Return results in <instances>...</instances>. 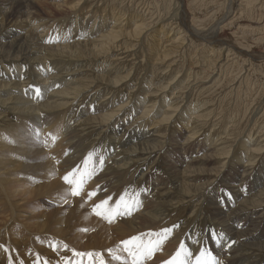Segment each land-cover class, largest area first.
Wrapping results in <instances>:
<instances>
[{"label":"bare ground","instance_id":"6f19581e","mask_svg":"<svg viewBox=\"0 0 264 264\" xmlns=\"http://www.w3.org/2000/svg\"><path fill=\"white\" fill-rule=\"evenodd\" d=\"M90 1L78 0L74 7L68 8L71 12L64 19L72 16L73 20L69 22L68 29L54 31L55 37L51 42L69 40L70 36L65 34L70 30L74 33L72 38L80 36L78 39L85 40H74L73 44H59L46 50L33 44L30 30L43 29L42 36L37 38L44 42L46 35H50L46 25L53 22L49 26L52 28L56 21L39 17L33 22L29 15H21L24 16L21 22L27 23L30 29L20 37L23 39L20 45L17 44L20 38L8 41L16 31L11 27L4 29L0 18V153L10 152L14 159L0 169V245L8 250L0 249V264H9V258H12V264H65V258L78 259L73 257V250L102 253L106 264H118L117 260L109 257L108 250L119 253V242L131 237L160 238L158 234L162 235L164 229H171L157 249L159 253L156 252L152 259L150 257L147 263L161 264L175 254L174 250L195 222L211 223L222 236H227L219 253L224 264H264V81H260L261 78L258 82L263 89L261 94L241 88V84L245 83L242 73L246 77L255 75L256 79L264 77V0H239L234 11L231 9L235 8L236 0H206L205 5L203 0L204 9L209 11L203 12V19H193L192 22L186 20L189 14L185 9V0H169L175 15L181 12V21L192 37L200 39L203 44H214L212 51L222 58L221 64L215 60L205 64L206 71L211 70L206 76L217 74L222 76L223 81L228 80L235 85L231 94L237 102L232 110L229 108L233 119L239 122L238 118L245 108L255 118L251 125V129H256L255 135L248 130L251 132L246 138L242 137L244 141H240L237 155L230 154L228 146L225 147L226 141L219 139L220 135L217 141L195 142L199 129L196 123L200 118L204 121L202 116L207 114L206 103L199 102L197 98L194 105L180 108L178 102L182 98L179 96L183 93H179L186 88H171L179 76L169 75L163 79L165 84L150 83L141 92L133 84L136 81L131 80L130 73L120 69L121 62L130 56L129 52L133 49L127 48L126 53L121 51L117 56L109 53L114 41L117 46L118 39L124 35L135 39L137 36L132 34L138 35L141 26L148 27L149 21L140 25L141 21H136L135 26L128 21V27L134 29L125 32V11L121 13L114 7L110 9L108 18L89 17L87 14H94L96 6H91ZM6 2L11 13L26 12V0H0V5ZM157 4L150 5L163 10L160 2ZM219 7L220 10L223 8L222 11L231 12L215 22L209 14ZM229 16H233L230 21L227 19ZM244 22L247 27L242 25ZM191 24L211 27L203 33L193 29ZM41 40L37 42L42 43ZM53 48L57 51H50ZM206 71L203 69L204 76ZM245 86L248 87V84ZM36 89H39V94ZM6 93H9V98L2 100V94ZM198 94L200 96V91ZM178 120L184 128L181 136L184 141L175 151L170 141ZM244 130L242 128V133ZM6 141L12 144L8 145ZM100 143L108 145L106 152L96 146ZM194 144H199L201 150L210 154L199 156L198 151L192 153L189 147ZM175 153H179L177 157L181 160L175 159ZM39 157L40 161H37ZM208 157L210 161H206ZM258 158L261 164L255 167L256 161L253 160ZM28 159H36L37 162L30 169L42 182L38 185L43 188L39 193L33 194L27 191V187L23 191L11 187L10 184L18 185L21 181L19 177L5 178L6 174L22 168ZM212 163H219L216 170L204 167ZM260 167L262 169L258 170ZM69 172H73L74 176L88 173L83 177V190L78 196L71 194V186L63 180ZM240 175L243 178L239 179ZM222 183L225 184L221 186ZM139 187L146 191L137 189ZM219 188L226 195L231 191L234 204L215 201L220 196ZM89 193L94 195L89 196ZM131 196L138 197V204H134L133 208L135 212L124 210L122 218L115 221L109 222L102 216L91 217L87 211L102 201L111 199L106 205L109 208L116 198ZM33 197L57 200L63 207V216L55 213L57 219L54 220L53 213L41 210L38 222L34 226L28 225L24 221L27 217L24 209L26 205H32L28 204V199ZM178 222L182 224L176 229ZM232 240H235L233 246L226 245ZM188 243L195 255L199 251L194 249L198 239L192 238Z\"/></svg>","mask_w":264,"mask_h":264},{"label":"rangeland","instance_id":"374dc122","mask_svg":"<svg viewBox=\"0 0 264 264\" xmlns=\"http://www.w3.org/2000/svg\"><path fill=\"white\" fill-rule=\"evenodd\" d=\"M77 1L78 0H26V4H25L27 6L26 12L17 11V12H14V13L10 12L8 2L1 4L0 5V18H2L1 19V24H2L3 28L8 30L11 27L12 29H14L16 31L14 33V36L10 37L8 39V41L10 39L20 38L21 36L24 35V33L26 31H28L30 29V26L28 27L27 23L21 22V19L26 14L29 15L32 18L33 22H35V20L40 17V18H49L52 21H56L58 25H61L63 23L64 17L66 15L70 14V12H71V10H68V8L74 7V5H76ZM238 1L239 0L235 1V8H232L231 11H234L235 9H237L236 7L238 6ZM157 2H160V5L163 6V10H164V7H165V10H164L165 13H164V11L162 10L161 7H160V9L157 8L158 9L157 10L155 7L153 8V6L150 5V4L154 3L157 6V5H159V4H157ZM205 2H206V0H204V5H205ZM90 3H91L90 4L91 6H92V4L93 5L96 4V6H95V11H93L95 15L94 14H90V15L87 14V16H89V17H94L95 16L94 18H96V17L98 18L100 16H104L105 18L106 17L108 18V16L110 15V11H111L110 9H113L114 7H115V9H117V11L119 10V12H121V13H123L125 11L123 13L127 17L126 18L127 20H125L126 24L123 26L124 29L126 28L125 32H129V31L132 32L133 29H134L133 28L131 30L130 29L131 27H128L129 23H131L133 26H135L136 25V23H135L136 21H141L139 23V25L142 22H145L144 24H146V21H149L147 23L148 27L147 26L146 27H142L141 26L142 30H139L140 31V33H138L139 36L136 35V34H132L134 36H137L136 38L138 40L136 38L132 40L130 37H126L124 35V36H122V38L118 39L119 44L117 46L115 45V41L113 42V45L109 47L110 48L108 50L109 53H111L113 55H116V54L118 55L119 52H121V51L123 53H126V49L127 48H130L129 50L133 49L131 52H129L130 56H128L127 58H125V60L123 62H121L120 69H121V71H125L126 73H130V77L132 78L131 80H133V82L136 81L133 84L135 85L136 89L138 91H141V92L143 90V87L147 86L150 83L162 85V84H165V82H163V79L167 78L169 75H172V76L174 75L175 77L179 76V77H177V80L175 82L176 84H173L171 86V88H174V87L176 88L177 87V89L179 87H181V88L185 87L186 88L183 92L181 91L179 93V95L181 93H183V94H181L179 96L180 98H182V99H180V101L182 100V102L179 101L178 102V106H181L180 108H185V107H189L191 104L194 105V103H197V98H198V100L200 99L199 102L202 100L204 103H206L207 114L202 116V118H204V121L200 118V119H198L199 122L197 121L198 123H196V125H197V127H199V129H198L197 135L195 137V138H197V140L195 142H198L199 140H201V141H204V140L205 141H209L210 140L212 142L213 141H217L218 140L217 137H219V135H220L221 137H219V139L222 138L223 142L226 141L225 142V147L228 146L227 148L230 150L229 151L230 154L233 153V155H237L239 153V149H240L239 148V146H240L239 143H240V141H242V142L244 141V140H242V137H243V139L246 138L247 135H249V133L251 131H252L251 134H253V136L255 135L254 131L256 132V129H251L252 128L251 125H252L253 121L255 120V118H252L251 117L252 116V112L247 111V109L245 108L244 111H246V112H244L242 110L241 111L242 114H240V116L238 118L241 122L239 120H238L239 122L234 120L233 117H232V111L231 110L233 109V107L236 104L235 102H237V101H235V96L231 94V90L232 91H233V89L235 90V85L232 82L230 83L228 80L227 81H223L222 76H218L217 74L212 76L214 78L206 76V75H209L208 73H209V71H211V70L206 71L207 69H206V65L205 64L207 62H209V61L212 62V60L213 61L215 60V61H218L220 64L223 63L222 58L217 57V53L215 51H212L214 44H212V45H209L208 43H204L203 44V43L199 42L200 39H198V40L194 39L192 37V35H191L190 30H188V28L185 26L184 22L181 21V17H180L181 12L179 11L175 15V13H174L175 11L172 10V2H169V0H115V2H114V0H91ZM241 4H242V2H241ZM204 5H203V0H185V9L187 10V12L189 14L188 18L185 17L186 20L188 22L189 21L192 22L193 19L196 20V21H199V20L203 19L204 18L203 17V15H204L203 12H208L209 11L208 9L207 10L204 9ZM220 5L223 6L224 4L220 3ZM173 6H174V9H175V3H173ZM195 6H197V7H195ZM121 7H123V8L121 9ZM154 9H156V10H154ZM222 9L220 10V7H219L217 9H215V11L210 12L209 15H211L213 17V21L216 22V20H218V19L220 20V18L222 16H226V15L228 16V14L231 12V11L228 12V10H223L222 11ZM157 11H159V12H157ZM104 12H105V14L107 13L108 15L107 14L105 15ZM226 13H228V14H226ZM257 13L258 12H256L255 14L257 15ZM173 14L175 16H173ZM233 14H235V12ZM21 15H24V16L21 17ZM132 17H133V19H132ZM232 17L233 16H229L227 19L230 21V20H232ZM64 20L65 21H64V23L61 26H57V24H56L54 27L49 28V26L53 22H51L48 25H46L48 27V29H49L50 35H46L44 42L40 38H37L39 36H42V34H43L42 32L44 30L43 29H37L36 30L34 28H31V30H30L31 37L34 38V40H33L34 43L33 44L36 45L37 48H39V49L46 50L48 47L51 49L53 46H58L59 44H61V46L68 45V44H73L72 41H74V40L76 42L84 41L85 40L84 38L78 39L80 36L77 39L72 38L74 36V33L72 34L71 33L72 30H70V32L65 34V36H67V37L70 36L69 40H62L61 43H56V41H55V43L51 42L54 39L56 32H60L64 28L68 29L69 22L73 20V17L69 16V17H67V19H64ZM228 20H227V22H225V24L228 23ZM128 21H130V22L128 23ZM76 22H78L77 19H76ZM73 25H75V24H73ZM242 25L244 27H247L245 22L242 23ZM251 25H253V24H251ZM191 26H192L193 29H195V30L197 29L198 31H201L203 33H204V30H207V29H209L211 27V25H209L206 28H202L200 26L199 27L194 26L193 24H191ZM250 27H252V26H250ZM145 28H147V29H145ZM87 30H89V27H87ZM181 30H182V32H181ZM54 31H55V33H53ZM90 33L93 34L92 31H90ZM125 38L126 39L128 38V39L126 40ZM38 40H41L42 43H38L37 42ZM70 40H71V42H70ZM174 40L176 42L173 43V45H172L171 43ZM22 41H23L22 38L18 39L17 40V44H20V45L23 44ZM131 41H133V43ZM0 43H1V41H0ZM123 43H125V44H123ZM38 44H41V46H38ZM165 47H167V48H165ZM50 51L55 52V51H57V49L53 48ZM163 53H164V55H163ZM169 54H170V56H169ZM163 56L166 57L165 60L161 59V58H164ZM81 61L82 60H80V62ZM215 65H216V62H215ZM202 68L205 69V71L207 72V73L205 72V76L203 74L204 72H203ZM191 70H193L194 72L191 71ZM200 74H202V75H200ZM243 74H244L245 83H244V81L241 82V83H244V85L241 84V88H244V89L249 88V89L254 90V91L256 90V91L259 92V94H261V90L263 91V89H262V86H260L258 84V82H259V80L261 78L263 80L261 79L260 81L263 82L264 81V77H257V79H256V77H254L255 75L251 74L252 78H254V79H252L251 75L246 77V74L242 73V75ZM196 75H197V77H196ZM202 76H204V77H202ZM255 79L257 81H255ZM184 80H185V82H184ZM213 80H214V82L216 81V83H214ZM236 80L240 81L239 78H236ZM217 81H218L219 86L217 84ZM227 82H228V84H227ZM208 84L211 85V86H209ZM212 84H216V85H212ZM247 84H248V87L245 86ZM233 85H234V87H233ZM200 86H202V89H204V90H202ZM221 86H222V88H221ZM251 86H253V87H251ZM258 86H260V87L258 88ZM208 87H210V88L207 89ZM212 87H214V89H215V91L213 89L214 92L212 91ZM165 89L167 90V88H165ZM165 89L163 91H166ZM244 89H242V90H244ZM205 90H206V92H205ZM209 90H211V91H209ZM224 90H226V91H224ZM199 91H200V96H198L199 95L198 94ZM226 93L231 94V95H228V94L226 95ZM202 94H204V96ZM205 94H207V95H205ZM8 95H9V93L2 94V97H1L2 100L8 99L9 98ZM213 95H216V96H213ZM205 97H208V98H205ZM221 97H222V99L224 98L223 99L224 101L226 99L227 100L224 102V101H222ZM211 99H213V101ZM209 101H211V103ZM207 102H208V104H207ZM212 102H215V103H212ZM223 102H224V104L226 106H224ZM230 102H231V104H230ZM211 106H213V107H211ZM85 107H88V106H85ZM215 107H216V109H215ZM221 109H223V110H221ZM228 110H230L231 114L229 113ZM227 111H228V115L230 117L226 114ZM243 113H245V114H243ZM248 113L249 114L251 113V114L249 115ZM241 116H243V118ZM199 117H201V116H199ZM247 117L248 118L250 117L252 119H248ZM230 119L232 121L233 120L234 121L232 122ZM176 123H177L176 124V130L173 127L175 131L173 130L174 132H173V135L171 136L172 140L170 141L171 145H172V149H175V151L180 147V145L184 141V137H181L183 135V129H184L183 125L181 127L182 123L180 122V120L176 121ZM244 123H245V126H244ZM249 125H250V127L248 128ZM245 127H247V128H245ZM173 128L171 127V129H173ZM242 128L245 129L244 133H242ZM240 129H241V131H240ZM248 130H251V131L248 132ZM28 136L32 137L31 135H28ZM228 137L230 139H228ZM237 137H238V140H237ZM225 139H227V140H225ZM232 140H233V142H232ZM12 141H14V140H12ZM228 141H229V143H228ZM6 142H7L8 145L12 144L11 141H6ZM27 144L28 143H26V145ZM176 145H177V147H176ZM96 146L100 147V150L104 151V152H106V150L108 148V145L107 144L104 145L103 143H100V145L97 144ZM97 147H95L96 150H97ZM195 148L201 150L199 144H194L193 146L191 145L189 147V150H191L192 153H198L199 152L198 153L199 156L202 155V153L203 154H207V155L210 154V153H208L207 151H204V150H201V152H200V150H196ZM178 154L179 153H175L174 157H175L176 160L179 161V160H181V158L177 157ZM233 155H230V156H233ZM170 156L172 157L173 153H171ZM258 159H254L253 160L254 162L256 161L255 165H254L255 167L258 166V164H261L260 159L259 160ZM210 160H211L210 157H208L206 159V161H210ZM8 161H14V159L12 158V155L10 154V152H1L0 153V169L4 168V167H1V166L7 165ZM37 161H40V157L37 159ZM258 162H260V163H258ZM36 163H37L36 159L25 160L24 164H23L24 166L22 168L18 169L17 171H15V172H13L11 174H9V173L6 174L5 178L9 179L11 177H19V179H21V181L19 183H17L18 185L10 184V186L11 187H15L17 189H20L22 191H23V189H25V187H27V191H29V192H31L33 194L41 192L43 190V188L42 187H38V185H40L42 182L38 178L37 174H35V172L32 169H30V167L34 166ZM217 165H219V163ZM217 165L212 163V164H207L204 167L206 169H208V170L213 171V170H216V167H218ZM259 169H262V167L258 168V170ZM233 173L234 172H232V174ZM263 175H264V172H263ZM31 176L33 178H31ZM241 178H243V177L240 175L239 179H241ZM246 179H247V177L245 178V180ZM260 182H262V181H259V183ZM262 183H264V182H262ZM224 184L225 183H222L221 186H223ZM33 185H35V187H33ZM8 189H10L9 185H8ZM31 189H33V191H31ZM137 189H144V188L139 187ZM218 191H219V193H218ZM218 191L216 193H218V195H220V196L218 198H215V201L217 203L223 204L222 202H224L225 204H231V203L234 204V196L232 195L231 191L228 192L227 195L225 194L226 192H224V190L222 191V189H220V188H219ZM140 193H142V191H140ZM223 193H224L225 196L223 195ZM124 200H125V203H121V198H116V200H115L116 202H114V204H112V203H111L112 205L108 204V205H111V206H109V208L107 207L108 209H116V217L112 218V221H115L118 218H122L124 210L129 211V212H135L134 204H138V197L134 198V197L131 196V197H128V198H124ZM109 202H111V199L108 200V203ZM28 204H32V205H26V207L24 209V215L27 216L26 218L24 217V221L28 225L34 226V224L38 222L37 219L39 218V213L42 212L41 210H43V211L47 210V212L53 213L52 217H53L54 220L57 219V217H55V213H59V215L63 216V207L60 205V203L57 200H50L49 197L47 199H45V200H39V198L33 197L31 199H28ZM117 205H119V207H117ZM95 206L96 205H94V206L90 207L89 209H87V211L90 212L91 217L98 216L95 213H94L95 215H93L91 213ZM181 224L182 223L178 222L179 226L177 225L176 229H178L181 226ZM1 226H2V224L0 223V227ZM197 226H198V228H197ZM208 229H211V231L210 230L207 231ZM216 229L217 228L214 227L211 223H205V224L202 223V224H200L198 222H195L193 224V227L190 228L189 231H187V233L185 235L186 237L183 239L182 243L186 246V248L189 251H192L193 248L191 249L189 247V246H191V244L189 245L188 242L192 238L194 240H195V238H197L198 239V244L194 247V249H196V250L199 249V251H197V253L195 255H193L192 259L189 260V262H190L189 264H192V261L195 259V257L197 255H199V252L201 250H206V249H207L206 251L210 253L211 257L215 256L214 258H215L216 264H224L223 257L219 253H220V249H221L222 244H224V242L227 241V236H222L221 232L219 233V230H216ZM156 237L155 236H151L150 237L151 240L149 238L148 239H144L143 237H140V238H142V240L144 242H148V241H155V240L160 239V238H158V236H156ZM129 239L130 238H128L127 240H129ZM201 239H203V240H201ZM223 239H225L224 242H223ZM203 242H205V243H203ZM232 242H233V240L228 242V243H226V245H232L233 246V244H235V240H234L233 243ZM119 243L120 244H118V245L122 249L123 245H122L121 242H119ZM179 246L174 250L175 253L178 250ZM156 252H157V250L153 253L154 255L152 254L151 259L157 253H159V252H157V253ZM119 253L121 254V256H124L123 257V264L124 263L130 264V263L127 262L128 253L123 252L122 250ZM119 253L117 252L116 254L120 255ZM173 255H174V253L172 254V256ZM221 257H222V259H220ZM170 258H168V260ZM148 259L150 260V257L142 259L140 261V264L141 263L142 264H147L148 261H149ZM168 260H166V261H168ZM166 261H164V262H166ZM164 262H162L161 264H164ZM117 263L118 264L119 263L122 264L121 261H118ZM131 264H132V262H131ZM158 264H160V263H158Z\"/></svg>","mask_w":264,"mask_h":264},{"label":"snow or ice","instance_id":"6c2138e0","mask_svg":"<svg viewBox=\"0 0 264 264\" xmlns=\"http://www.w3.org/2000/svg\"><path fill=\"white\" fill-rule=\"evenodd\" d=\"M37 94H39V89H36ZM88 173H79L74 176L73 172H69L63 177V180L71 186L72 195H80L83 190V177ZM94 195V193H89V196ZM107 201H102L100 204L96 205L93 209L94 213L98 216H102L112 222L114 214H116L115 209H108L106 207ZM121 203H125L124 198H121ZM119 207V205H117ZM86 231V229H83ZM171 233V229H164L163 234L160 235V239L155 241L144 242L140 237H132L129 240L122 241L123 252L128 253V256L132 259V264H140V261L144 258L151 257L152 254L160 247L163 241ZM55 247V246H54ZM65 247H67L65 245ZM0 249L7 252L8 250L0 245ZM73 257L78 259L72 260L70 258H65V264H106L102 253L94 252H77L73 250ZM108 255L112 260L121 261L123 264V258L108 250ZM193 257V253L189 251L186 246L182 243L174 256H172L164 264H189V260ZM9 264H12V258H9ZM192 264H216L215 258L211 257L210 253L206 250H201L199 255L195 257Z\"/></svg>","mask_w":264,"mask_h":264}]
</instances>
